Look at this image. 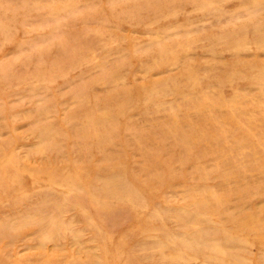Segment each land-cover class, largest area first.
<instances>
[{"label":"rangeland","instance_id":"rangeland-1","mask_svg":"<svg viewBox=\"0 0 264 264\" xmlns=\"http://www.w3.org/2000/svg\"><path fill=\"white\" fill-rule=\"evenodd\" d=\"M0 264H264V0H0Z\"/></svg>","mask_w":264,"mask_h":264}]
</instances>
